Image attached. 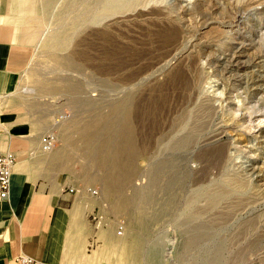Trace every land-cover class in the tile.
Listing matches in <instances>:
<instances>
[{"label": "rangeland", "instance_id": "1", "mask_svg": "<svg viewBox=\"0 0 264 264\" xmlns=\"http://www.w3.org/2000/svg\"><path fill=\"white\" fill-rule=\"evenodd\" d=\"M68 1L33 0V6H19L5 17L11 31L20 35L22 18L28 14L23 39L14 42L23 52L2 102L5 119L35 126L40 136H54L50 150L38 147L40 161L47 162L42 165L48 166L50 176L77 190L72 193L80 211L92 215L91 254L103 248V234L113 243V233L114 256L127 246L141 247L130 253L133 264L162 226L166 235L160 264L192 263L202 253L176 250L180 233L167 217L143 225L139 214H154L151 183L161 156L158 137L169 128L174 79L193 72L197 55L209 72L208 59L220 60L227 68L231 58L238 57L240 85H261L264 90V0H251L247 6L250 0H152L143 13L80 27L77 5ZM154 4L158 9L148 11ZM209 77L205 86L225 81ZM236 94H231L235 101ZM256 97L264 98V93ZM258 134L256 128L251 135L232 132L224 139L252 148L248 154L234 153L233 168L245 179L258 181L264 198V137ZM108 172L117 188L104 195L101 180ZM135 191L146 193L143 204ZM137 205H145L144 210L138 212ZM258 208L264 209V204ZM260 254L250 255L255 260L251 264Z\"/></svg>", "mask_w": 264, "mask_h": 264}, {"label": "bare ground", "instance_id": "2", "mask_svg": "<svg viewBox=\"0 0 264 264\" xmlns=\"http://www.w3.org/2000/svg\"><path fill=\"white\" fill-rule=\"evenodd\" d=\"M151 1L74 0L80 12L76 16V24L80 27L91 22L101 23L108 18L120 19L132 13L140 14L151 5ZM251 3V0L248 1L246 6ZM156 4L148 11H156ZM197 4L194 5L197 7ZM167 11L172 13L171 7ZM233 58L228 61L230 67L227 68L220 60L208 59V64L212 66L209 72L208 68L200 65L201 55H197L191 63L193 72L185 76L178 74L174 79L169 128L158 137L157 152L161 156L153 167L154 214L147 218L139 213L143 225L150 220L161 223L168 218L167 222H171L180 233L181 239L175 243L176 250L202 253L200 259L195 258L189 264H251L255 263L252 258L255 253H261L256 258L257 262L264 259V209L258 208L264 204V198L258 190V181L245 179L233 168L236 155L241 152L248 154L253 150L247 145H237L238 140L224 139L232 132L241 136L251 135L256 128L258 135L264 137V130L261 129L264 125V98L254 99L264 90L261 85L260 89H251L247 83L240 85L243 82L238 79L237 72L240 60ZM209 75L221 76L225 81H222L223 84L207 83L208 86H205L207 79L211 78ZM241 88L243 90L239 92ZM233 92H237V101L232 99ZM110 174L108 172L101 180L104 195L117 188L115 177ZM145 194L135 191L134 196H138L142 203ZM144 206L137 205L138 212L143 211ZM161 227L155 241L143 248V256L137 254L133 264L161 263L165 247L163 238L166 235ZM111 236L113 243L108 235L103 238L111 242L109 261L114 264L134 261L129 258L130 253L133 250L139 252L141 247L127 246L125 252L121 250L119 255L114 256L117 251L114 242L117 239H114L113 233Z\"/></svg>", "mask_w": 264, "mask_h": 264}, {"label": "crops", "instance_id": "3", "mask_svg": "<svg viewBox=\"0 0 264 264\" xmlns=\"http://www.w3.org/2000/svg\"><path fill=\"white\" fill-rule=\"evenodd\" d=\"M27 3L33 6V0H0V154L11 151L16 158L8 198L0 199V264H10L18 255L49 264H107L111 242L103 240V248L91 254L92 215L83 214L76 194L68 191L70 185L57 181V176L47 173L48 166L42 165L47 162L40 161L42 136L38 128L5 119L2 102L10 88L18 54L23 52L14 42L23 39L28 14L22 18L20 35L12 32L4 20Z\"/></svg>", "mask_w": 264, "mask_h": 264}, {"label": "built area", "instance_id": "4", "mask_svg": "<svg viewBox=\"0 0 264 264\" xmlns=\"http://www.w3.org/2000/svg\"><path fill=\"white\" fill-rule=\"evenodd\" d=\"M54 136L52 134H45L41 137V146L44 150H48L54 145ZM15 155L11 151L0 154V199L8 198L10 190V178L15 164ZM69 192H77L74 187H68ZM10 264H49L47 262L38 260L28 255H18L14 257Z\"/></svg>", "mask_w": 264, "mask_h": 264}]
</instances>
